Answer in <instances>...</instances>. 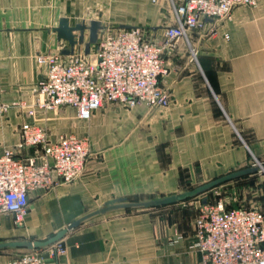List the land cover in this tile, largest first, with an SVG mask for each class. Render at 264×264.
<instances>
[{"label":"crops","instance_id":"1","mask_svg":"<svg viewBox=\"0 0 264 264\" xmlns=\"http://www.w3.org/2000/svg\"><path fill=\"white\" fill-rule=\"evenodd\" d=\"M167 1L157 0L145 17L159 40L174 18ZM74 2L0 0V101L9 105L0 116V154L20 144L26 121L46 126L53 140L65 133L92 140L86 173L54 192H37L36 200L31 194V206L54 205L69 221L102 201L172 195L190 178L208 182L264 156V0L254 10L236 8L222 26L229 41L195 32L191 45L180 40L166 52L168 107L107 104L89 120L73 107L37 106L47 72L39 56L68 47L53 28L70 17ZM197 214L189 207L115 213L70 231L66 255L53 258L49 248L42 253L46 264H205L191 248ZM8 260L0 255V264Z\"/></svg>","mask_w":264,"mask_h":264},{"label":"built area","instance_id":"2","mask_svg":"<svg viewBox=\"0 0 264 264\" xmlns=\"http://www.w3.org/2000/svg\"><path fill=\"white\" fill-rule=\"evenodd\" d=\"M258 1L169 0L174 18L165 27L163 40L142 26H119L101 29L90 53L82 45L72 54L41 56L47 72L38 85L37 106L44 111L73 107L82 120L107 104L166 108L170 105L169 91L162 84L168 73L166 52L180 40L190 45L191 33L202 35L237 7ZM8 109L0 101V116ZM20 133V144L0 154V214L13 215L16 224L29 213L33 191L45 193L75 182L86 173L91 154L88 139L67 133L53 140L49 129L35 121L24 122ZM26 148L35 152L27 155ZM230 204L220 198L201 206L192 248L202 253L205 264H264V202L250 207ZM49 249L53 258L68 251L64 239ZM8 264H46V259L42 251L28 250Z\"/></svg>","mask_w":264,"mask_h":264},{"label":"rangeland","instance_id":"3","mask_svg":"<svg viewBox=\"0 0 264 264\" xmlns=\"http://www.w3.org/2000/svg\"><path fill=\"white\" fill-rule=\"evenodd\" d=\"M74 3H75V7L68 9L70 17L66 16L70 19L72 25H76L78 23H84V22L89 24L93 20H98L103 27L102 29L104 28L115 29L119 27L120 24L122 23H124L125 25H137V26L145 27L146 29H151L150 27L151 25L149 23H146L145 17L152 15L153 13L152 5L159 4L158 2H155L153 0H139V1L127 0V2L126 1L122 2V0H75ZM122 3L127 5L126 6L124 5L122 7L121 6ZM167 5L169 7V11H171V14H173L169 1H167ZM258 5H259V1L258 4L255 6L245 5V6H239L237 8L238 9L244 8L247 9L248 11L249 9L250 10L256 9ZM235 10L229 17L217 20L216 23L212 26V29L210 31L206 30L203 33L204 35L203 37L206 39L223 37L225 40L229 41L230 39L229 40L226 39L224 35L228 34L230 31L224 29L222 26L224 25L225 22L232 21ZM41 56L44 55H40L39 59ZM77 136L88 139L92 147V140L90 136L88 135H83V136L77 135ZM256 163H258V165L261 167L259 171L220 184L217 187L196 197L172 205L155 207L150 209H130L129 211L136 212L142 210H158V209L172 208V207H179V208L189 207L193 211H199L201 206H203L204 204L203 202L204 199L207 198L208 200L210 199L211 201L214 202L215 200L218 199L219 195L224 199H229L233 206H236V204L239 203L241 206L244 207L259 205L264 202V169H262V167L264 166V156H260L258 157V159H255L251 165H254ZM204 183H206V181L197 178H193V179L190 178L186 182H182L181 187L178 189L176 193L173 194L194 189ZM54 191L55 190L48 191L45 193H51ZM37 192L39 191L32 192L33 200L37 199L35 195ZM168 195L171 194L166 195V193H150V194H142V195H132V197H125V198H127L130 201H144V200H150L153 198H159ZM107 201L108 200L102 201L96 207L88 209L84 214L79 215L78 217H73V219H70L69 221L66 220V217L57 215L56 207H54V205H49V204H47V206L44 207L45 209H42V205L39 204H37V206L36 205L31 206L29 213L25 216L21 224H16L14 216L11 214H7V213L0 214V241L17 239V238L31 239V240L48 238L54 235L59 230L67 227L69 223L73 222L74 220L82 217L83 215L95 209L100 208ZM124 211H128V210H117L94 217L90 220L85 221L79 227L83 225H87L89 223L96 222L105 216L119 212H124ZM47 248L49 247L38 250L42 251L43 249H47ZM27 251L28 249L26 248L10 249V250L1 251L0 255H9V260H11L13 257H16L17 255H20Z\"/></svg>","mask_w":264,"mask_h":264},{"label":"water","instance_id":"4","mask_svg":"<svg viewBox=\"0 0 264 264\" xmlns=\"http://www.w3.org/2000/svg\"><path fill=\"white\" fill-rule=\"evenodd\" d=\"M210 19H207L209 21ZM102 25L98 20H93L89 24L78 23L72 25L68 17H63L57 27L53 28V31L57 33L58 39L66 41L68 48L63 51V54L68 55L75 52L76 47L85 46V52L90 53L91 46L96 44L99 39V32L102 29ZM88 37V38H87ZM261 167L258 163L237 169L228 174L208 181L194 189L186 190L181 193L172 194L164 197L153 198L144 201H130L125 197L115 198L105 202L100 208L95 209L82 217L69 223V225L54 235L45 239H9L0 241V252L10 249L26 248L28 250H36L49 247L59 240H62L71 231L79 227L82 223L90 220L94 217L117 211V210H130V209H150L155 207H162L172 205L181 201L188 200L190 198L201 195L220 184L228 182L230 180L243 177L259 171ZM264 169V166L262 167ZM204 203L208 202V199L203 200Z\"/></svg>","mask_w":264,"mask_h":264},{"label":"trees","instance_id":"5","mask_svg":"<svg viewBox=\"0 0 264 264\" xmlns=\"http://www.w3.org/2000/svg\"><path fill=\"white\" fill-rule=\"evenodd\" d=\"M211 200L209 199L208 200V202H210ZM236 206H239V204L238 205H236ZM230 207H235V206H233L232 204H230ZM129 211V210H128Z\"/></svg>","mask_w":264,"mask_h":264}]
</instances>
